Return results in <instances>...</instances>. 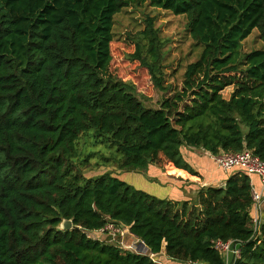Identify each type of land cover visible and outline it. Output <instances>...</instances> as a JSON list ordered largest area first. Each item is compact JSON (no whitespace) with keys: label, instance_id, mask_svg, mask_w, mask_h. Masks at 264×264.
Returning <instances> with one entry per match:
<instances>
[{"label":"trees","instance_id":"1","mask_svg":"<svg viewBox=\"0 0 264 264\" xmlns=\"http://www.w3.org/2000/svg\"><path fill=\"white\" fill-rule=\"evenodd\" d=\"M146 5L184 14L204 45L178 89L156 17L129 34L126 60L162 91L158 108L113 67L115 16ZM255 29L263 47L246 52ZM91 131L115 148L105 163L127 171L166 163L201 178L184 147L249 149L264 160V0H0V264H156L88 235L108 220L181 262L226 264L214 241L234 240V264H264V222L256 231L246 171L177 205L109 172L86 176ZM63 219L74 228L59 229Z\"/></svg>","mask_w":264,"mask_h":264},{"label":"rangeland","instance_id":"2","mask_svg":"<svg viewBox=\"0 0 264 264\" xmlns=\"http://www.w3.org/2000/svg\"><path fill=\"white\" fill-rule=\"evenodd\" d=\"M148 15L156 17V26L160 28L161 35L167 41L165 47L167 80L169 83L173 84L174 87L178 89L182 87L187 65L199 58L204 45L198 44L192 39L187 29L186 17L184 14L178 15L171 10H164L146 5L124 9L115 16L113 28L115 60L113 62V67L117 68L121 77L136 84L139 97H141L146 106L158 108L162 99V91L153 86L150 75L144 68H140L137 62H129L126 60V53L131 49L129 34L143 29L145 26V18ZM262 47L263 42L259 38L257 29L253 30L249 37L243 42V50L246 52ZM232 92L233 86H229L223 91V95L225 98H229ZM90 135L91 137L86 139H88L87 142H91V144L86 146V149L87 153L94 152V155L91 157L93 167L85 170L86 176H97L109 172L113 176L127 181L136 189L143 190L159 198L165 197L168 187L164 186L160 179H151V175H149L147 171L122 170L118 167L116 162L106 164L105 161H111L115 156V148L111 149L103 143L96 144L95 142L97 139L93 136V131L90 132ZM211 160L213 161L212 158ZM213 163L219 168L215 162ZM165 165L167 164L163 163L159 167L163 170H169V167ZM197 200L198 195L196 202ZM184 202V200H179L176 203L182 206ZM196 202H192L191 206L196 204ZM87 233L91 237L102 239L105 237V235H101L98 232H94L93 234L87 231ZM103 240L110 244L114 243L108 241L109 237H105Z\"/></svg>","mask_w":264,"mask_h":264},{"label":"crops","instance_id":"3","mask_svg":"<svg viewBox=\"0 0 264 264\" xmlns=\"http://www.w3.org/2000/svg\"><path fill=\"white\" fill-rule=\"evenodd\" d=\"M183 155L185 159L200 172L201 178L197 176H193L185 171L178 170H163L159 166L151 165L148 169V174L151 175V179H160L164 186H167L166 195L163 197L164 199H169L172 201H190L189 207L192 202H196V198L199 192V189L208 186L214 185L218 187L225 186V182L227 178L236 172L238 168L232 169L229 171H225L221 168H218L211 160V154L204 150L203 148L197 147H184ZM251 178V184L254 190L263 194V202L261 203L260 212L256 214L254 208L251 210V214L257 215L260 219V222H264V188L262 184V179L260 176L256 174L249 175ZM150 180V179H149ZM107 235V234H106ZM105 237H109V242L113 241V236L107 235ZM103 237V239H105ZM97 238V237H96ZM103 240L102 238H98ZM132 240L131 236H126V241ZM110 244V243H109ZM113 244V243H112ZM224 260L226 263L230 264L232 261V254L222 253ZM159 257L166 264H192L190 262H181L178 260H174L166 255L165 251L159 253Z\"/></svg>","mask_w":264,"mask_h":264},{"label":"built area","instance_id":"4","mask_svg":"<svg viewBox=\"0 0 264 264\" xmlns=\"http://www.w3.org/2000/svg\"><path fill=\"white\" fill-rule=\"evenodd\" d=\"M211 158L219 166V168L225 171L238 168V169H243L249 175L256 174L260 176L264 188V160L260 156L256 155L252 150L244 149L241 152L221 151L220 153L217 154H211ZM252 197H253L252 208H254L257 214L260 212L261 203L263 202V194L254 190V188L252 187ZM251 216L253 218L255 230L257 231L261 225L260 219L257 215L253 216L251 214ZM89 232H92L93 234L94 232L95 233L98 232L101 235H105V236L106 234L111 235L114 238L113 241H115L116 239V241L113 244L135 253L145 254L150 259H152L156 264H166L159 257V253L152 252L143 240L136 237L133 233H131L128 227L124 226L123 224H120L119 222L108 220L107 224L103 228L97 231H89ZM126 236H131L132 240L127 242ZM214 247L221 253L232 254V261L230 264H234V260L240 256V243H237L234 240H229L227 242L216 240L214 241ZM190 263L205 264L203 262H190Z\"/></svg>","mask_w":264,"mask_h":264},{"label":"water","instance_id":"5","mask_svg":"<svg viewBox=\"0 0 264 264\" xmlns=\"http://www.w3.org/2000/svg\"><path fill=\"white\" fill-rule=\"evenodd\" d=\"M74 228V223L72 219H63L59 225L61 230H72Z\"/></svg>","mask_w":264,"mask_h":264}]
</instances>
